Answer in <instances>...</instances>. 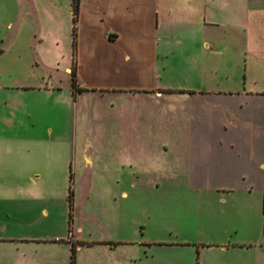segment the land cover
<instances>
[{
    "label": "rangeland",
    "instance_id": "374dc122",
    "mask_svg": "<svg viewBox=\"0 0 264 264\" xmlns=\"http://www.w3.org/2000/svg\"><path fill=\"white\" fill-rule=\"evenodd\" d=\"M16 15L11 0H0V125L3 119L6 129L27 134L26 159L39 180L29 187V207L12 218L0 214V234L37 237L17 244L30 255L17 248L16 257L48 264H264V186L237 179L205 152L219 145L215 134L201 136L215 132L216 123L201 119L205 112L192 107L191 96L74 87L77 63L68 57L67 34L30 16L15 35ZM224 19L207 25L220 51L192 41L190 55L182 39L161 43L157 53L145 23L142 45L150 52L154 46L155 80L196 87L244 81L252 54L241 51V28ZM56 35L65 36L62 53ZM100 51L103 57L111 50ZM96 71L94 79L107 83L108 73ZM10 113L15 121L4 117Z\"/></svg>",
    "mask_w": 264,
    "mask_h": 264
},
{
    "label": "crops",
    "instance_id": "0c3cea01",
    "mask_svg": "<svg viewBox=\"0 0 264 264\" xmlns=\"http://www.w3.org/2000/svg\"><path fill=\"white\" fill-rule=\"evenodd\" d=\"M11 2L17 11L16 21L19 25L15 35L20 33L30 16L38 19L42 26L46 20L45 28L49 23H54L67 34V54L77 63L79 86L107 91L126 89L160 98L171 94L191 96L192 107L199 106L205 112L201 119L216 123L215 132H206L201 136L208 138L215 134L219 145L216 149L207 147L205 152L213 155L226 170L229 166L232 167L236 175H239L237 179L250 186H264V0H78L76 46L73 44L74 0ZM146 9L151 10V13H144ZM180 10L182 13L178 19L183 26L177 29L172 23ZM42 15L45 17L44 21ZM57 15L61 17V22H57ZM224 17L241 28L245 43L241 51L252 54L253 60L250 61L246 56L242 69L244 81L226 87L221 84L196 87L155 80L158 70L154 63V46L150 52L142 45L146 41L141 34L145 23L150 26L153 38L156 39L157 53L161 43L177 39L185 41L189 55L192 54V47L189 46L192 41L205 52L216 50L218 53L220 49L216 48L219 47V42L209 36L207 25L224 23ZM64 37H54L60 52L64 50L63 47L61 49ZM101 47L106 51L111 50L110 53L104 52L102 57ZM86 63L91 76L87 72ZM71 68L69 64L66 66L69 71ZM97 68L108 73V77H105L109 79L107 83L102 84L94 79L93 73L97 72ZM129 79H139L141 82ZM29 85L23 84L24 87ZM12 115L10 113L4 117L11 121ZM1 121V125L4 124L5 127L0 129V214L5 213L12 218L17 209L29 207L34 196L29 192V187L39 180L31 174V164L26 159L30 154L27 134L21 129L19 134L13 133L14 130L6 129L8 123L3 119ZM221 182L227 183V179L223 178ZM14 186L18 188L11 192L4 191L5 187ZM44 210L47 211L46 208ZM36 239L37 237L0 234V264H48L29 257H16L14 251L17 248L21 249V245H26L29 241L38 242ZM17 244L21 245L15 248ZM10 252L12 257L9 256ZM23 255L29 256L30 253L25 250Z\"/></svg>",
    "mask_w": 264,
    "mask_h": 264
},
{
    "label": "trees",
    "instance_id": "16d2710c",
    "mask_svg": "<svg viewBox=\"0 0 264 264\" xmlns=\"http://www.w3.org/2000/svg\"><path fill=\"white\" fill-rule=\"evenodd\" d=\"M78 12H79V2H78V0H74V28H73V34H74L73 44H74V46H76V43H77L76 42V35H77L76 30H77ZM72 84L74 87H79L77 73H76L75 68H73V70H72ZM81 89H82V87H81ZM72 256L74 257V251H73ZM72 264H74V260L72 261Z\"/></svg>",
    "mask_w": 264,
    "mask_h": 264
}]
</instances>
